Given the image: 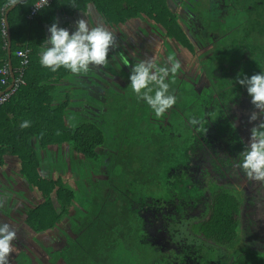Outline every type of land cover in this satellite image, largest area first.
I'll list each match as a JSON object with an SVG mask.
<instances>
[{
    "label": "trees",
    "instance_id": "obj_1",
    "mask_svg": "<svg viewBox=\"0 0 264 264\" xmlns=\"http://www.w3.org/2000/svg\"><path fill=\"white\" fill-rule=\"evenodd\" d=\"M35 1L21 0L7 14L12 68L19 64L16 51L30 48L31 55L24 86L0 106V168L6 159H13L19 176L38 197L25 214L24 223L29 230L45 234L58 228L72 209L76 195L70 178L51 175L50 149L68 146L91 170L82 177L78 169L75 171V181L84 191L83 202L90 215H84L79 225L72 226L75 237L69 246L48 249L46 264H182L183 253L162 252L152 244L139 211L145 207L157 213L175 206L183 217L184 210L203 203L208 204L207 214L193 225V231L205 242L227 250L228 264H264V252L238 247L242 194L215 182L205 185L198 171L191 168L194 162L203 161L205 169L220 173L222 178L245 177L236 162L247 143L241 130L249 131L256 123H247L248 115L255 109L245 89L233 87V83L239 72L250 76L264 71V0L249 5L236 0V12L242 18L240 33L231 36L227 32L228 44L222 46L219 42L220 46L207 53L194 80L174 77L170 91L177 96V104L167 112L164 123L152 120L151 110L142 101L117 99L106 103L119 125L117 132L108 133L89 119L66 117L68 103L53 97V83L57 84L67 71L62 68L52 73L39 64L38 54L45 40L43 24H51L48 18L52 20L56 12L72 16L93 4L107 26L118 27L146 16L189 53L194 52L191 43L177 26L166 0H56L29 20L27 16ZM6 2L0 0V67L8 62L3 24ZM200 74L205 82L197 90ZM189 117L201 119L203 127L189 125ZM24 120L30 122V127L21 129L19 125ZM97 149H104L113 157L102 156ZM91 174L103 176L98 181L101 196L84 187ZM119 197L126 204L127 217H117L116 223L110 224L103 210L106 205L117 203ZM251 200H256V196ZM166 226L164 223L163 228ZM23 264L29 261L24 260ZM200 264L208 262L202 258Z\"/></svg>",
    "mask_w": 264,
    "mask_h": 264
},
{
    "label": "flooded vegetation",
    "instance_id": "obj_2",
    "mask_svg": "<svg viewBox=\"0 0 264 264\" xmlns=\"http://www.w3.org/2000/svg\"><path fill=\"white\" fill-rule=\"evenodd\" d=\"M166 5L171 14L175 17L177 26L180 28L186 39L191 43L194 52L189 53L187 50L181 47L180 43L177 40L167 37L164 29L158 27L151 21L149 17L146 16L132 19L127 21L124 25L113 27L116 28L115 38L117 47L113 50V57L109 61V65L107 67L109 71H107V68L101 70L92 68L88 73L83 74L78 78L80 91L73 92L66 98L60 99L61 103H64L65 101L68 103L66 106V116H70L72 119H89L97 123V125L107 133L117 132V127L119 125L116 124V120L112 119L109 107L106 105V103L108 101H114L117 99H126L128 102H130L133 98H135V95L131 92L130 84L127 79L129 67L125 66L124 60L126 59L129 64H135L141 60L148 59H151L158 64L167 63L169 61V58L174 60V58L169 54L163 53L165 49L161 48V50H156L154 46H156L157 44V36L152 35L153 30H156L158 33L160 32V34H162V37L165 40L163 44L169 51H172L171 48L174 47L179 51L183 50L190 59L194 58L197 52L201 54L202 58L198 62V66L196 67L193 76L190 75L191 77L189 76V79H185L182 69L180 70V74L177 73L175 76L176 78H182L187 81L194 80L197 75L198 68L207 58V53L211 54L213 52L214 46H220L219 42H222V46H224V43L228 44L230 35L233 36L236 32L240 33L241 25H239V20H241L242 18L239 15V12H236V8L238 9L236 0H166ZM143 24H147L145 29H143V31L147 35V37H142L144 43L140 42V38L138 36L134 37V35H137L135 29L136 31H140L137 28H141ZM132 31L135 34L131 33ZM227 32H231V34L226 37ZM138 33L139 35H142L141 32ZM214 43L216 44L214 45ZM121 73H123L126 77H121ZM201 76L204 77L203 74H200L199 78ZM89 81L94 82V88ZM198 81L196 82L195 88L197 90H201L197 88ZM82 87L84 88L82 89ZM85 88H88L87 93H85ZM166 117L167 113L163 116V120L155 119L151 112V119L157 120V122L164 123L166 121ZM49 152L51 153H48V160L51 164V172L57 170L59 174L61 172L63 173V175H66L69 178V175H72L73 172V175H75V171L73 169L76 167L77 170L78 164L76 163L81 160V163L83 162V166H81L82 172L84 174L87 173L86 171H89L91 173V170H88V166L84 163L82 157L77 154H73L68 146H59L56 148H52ZM97 152L102 156H109L110 158L113 157L112 154H107L104 149H97ZM59 153L60 159L58 160L56 159V157ZM68 160H72L73 164L70 165L68 163ZM193 165L194 166L191 168H193L194 171H198V176L200 175L201 182H204L203 178L205 176L209 175V177H211L216 174L207 167L206 168L208 169V171H206L207 169H205V167L203 166V161H196L193 163ZM216 175L219 176L220 173H217ZM96 176H100L101 180L103 179V176L101 175ZM96 176L91 174L89 181L91 179L95 180V178H97ZM227 178L228 177H224L221 179L225 180ZM76 179L77 178L75 177V180ZM87 180L88 178L84 181V187L87 189H93L98 196H101V188L91 187L89 181ZM12 184L13 182L8 183L6 181L5 187L10 188L12 187ZM29 190L33 191L31 189ZM76 191L79 190L77 189ZM0 192V223L12 222L18 229L17 240L14 241V251L10 254L9 264H18L17 259L28 260L29 264H35L34 255L30 254H35L38 251L35 246V241L40 242V250L44 249L47 252V260L44 262V264H46L48 261V249L54 248L53 246L55 242H60V239L58 238L60 231L63 232V234H67V230L64 231L62 225L69 227L68 222L71 220V223H74L73 225H79L84 215H90V213L85 210L86 204L84 202H82V211L75 208V206L73 205L72 209L64 218L63 222L58 226V228L50 230L45 234H35L30 231L24 223L25 214L28 208L16 209L15 206L13 212H9L8 209H5V205L9 201V194L11 193L6 189L5 194H3L2 191ZM81 192L83 197L84 191L82 189ZM117 204H122L124 205V207L126 206V204H124V200L120 199V197L117 200ZM206 208H208V204L203 203V205H199L192 209H186L182 213L184 216L181 217V211H179V207L174 206L171 209L169 208L168 210L164 207L163 210L157 213H155V211L150 208L142 207L139 211V215L145 222V228L148 231L150 238L153 240L152 244L159 246L160 251L164 252L175 250V252L179 255L183 253L184 255L182 256V264H200L202 258H205L208 264H215L212 257H210L209 259L204 256H197L195 251L185 250L182 248V245L180 243H174L175 227L181 223V218L183 220H188L190 217H200L206 212ZM15 210H23L21 213V217L23 219L22 221L18 219V212L15 213ZM118 212L120 215H122L123 211L119 210ZM165 213H168L167 216H164ZM105 215H107L106 211ZM168 215H170V217H168ZM164 223L167 224L166 228H163ZM158 228L159 231H157ZM69 230H71L70 232H72L73 235L72 239H74L75 234L73 233L71 228H69ZM26 239H30L28 242L32 248L29 249L28 246L24 245L27 242ZM67 246H69V244H67L66 247Z\"/></svg>",
    "mask_w": 264,
    "mask_h": 264
},
{
    "label": "clouds",
    "instance_id": "obj_3",
    "mask_svg": "<svg viewBox=\"0 0 264 264\" xmlns=\"http://www.w3.org/2000/svg\"><path fill=\"white\" fill-rule=\"evenodd\" d=\"M21 0H7L3 10H8ZM45 5L48 0H43ZM48 36L42 41L39 51V64L42 68L56 73L60 69L79 77L92 68L106 69L114 50L116 38L113 32L103 26L92 27L87 18L75 22L74 30L53 23L48 27ZM123 59V57H122ZM128 82L131 92L138 102H143L151 110L155 119H160L177 104V96L170 91V84L181 70L179 60L169 58L164 64L151 59L129 64ZM239 85L245 89L250 104L255 109L248 115L249 137L236 162L246 178L264 183V71L252 75L237 73L233 87ZM188 124L203 127L201 119L189 117ZM235 127V125H233ZM19 127H30L27 120ZM18 229L12 222L0 223V264H9L10 254L14 251Z\"/></svg>",
    "mask_w": 264,
    "mask_h": 264
},
{
    "label": "rangeland",
    "instance_id": "obj_4",
    "mask_svg": "<svg viewBox=\"0 0 264 264\" xmlns=\"http://www.w3.org/2000/svg\"><path fill=\"white\" fill-rule=\"evenodd\" d=\"M256 0H241V3L243 5H249L252 2ZM215 15V14H214ZM240 19V18H238ZM147 24H143L141 28H137L140 31L135 32L137 35H134V37L138 36L140 39V42L144 43L143 36H146V33L143 31ZM138 32H141L142 35H139ZM135 34L133 31L131 32ZM152 35L157 36V44L156 50H161V48L165 49L164 54H169L171 57L174 58V60H179L181 64V69L184 72V78L189 79L191 76L194 75L196 67L198 66V62L201 60V54L199 52L196 53V56L192 59H190L186 53L181 50H177L175 47L171 48L172 51H169L164 46V38L162 37V34L160 32L158 33L156 30L152 31ZM155 41V40H154ZM170 49V48H169ZM158 52V51H157ZM200 54V55H199ZM180 74V71L178 72ZM191 75V76H190ZM180 76V75H179ZM190 76V77H189ZM121 77H126L123 73H121ZM128 79V78H127ZM205 78L201 76L198 81L197 88L202 89L204 86ZM56 86L59 85L58 83H53ZM58 93V90H54L52 92L53 97L55 98V94ZM80 94V93H79ZM67 117V116H66ZM159 120H163V117H161ZM248 123V122H247ZM241 134L244 137V139L247 141L249 137V131L248 130H241ZM51 154V153H50ZM64 154V150H63ZM44 157V156H43ZM50 157V156H49ZM56 159H60V153L57 155ZM68 163L70 165L73 164L72 160H68ZM83 163V162H82ZM81 163V160L77 162V169L79 171L78 175L82 177L83 172L81 171L83 164ZM64 168V167H63ZM76 171V167L73 169ZM89 170V169H88ZM58 171L55 170L52 172V176H62L65 180L68 179V176L63 175V173L60 172L58 175ZM75 175H69L70 178V184L72 190L76 191L77 189L79 191H76V195H73V205L75 208L80 209L82 208V192L79 186L77 185L75 181ZM97 178L91 179L89 181V184L93 188H98L99 184L97 181L101 180L100 176H96ZM222 177L219 175L217 176L214 174L213 176L209 177L205 176L203 178L204 184L206 185L207 182H215L216 184H219L221 186L227 187V188H236L244 197V204L243 209L241 213V242L238 247L247 246L255 251L264 252V183L257 182L247 179L244 176H237V178H228V180H222ZM6 181L8 183L13 182L12 187H5ZM22 184V185H21ZM5 189L9 190L11 194L9 201L5 205V209H8L9 212H13V210L19 208H29L31 207V204L37 203V193L35 191H30L27 187L26 183L21 179L18 173V167L17 164L14 162L13 159L8 158L6 159V163L0 168V191H2L3 194H5ZM258 190V193H256ZM30 193H29V192ZM1 193V192H0ZM256 196V200H251V197ZM82 197V198H81ZM34 198V199H32ZM1 205V204H0ZM207 206V205H206ZM206 212L200 216V217H190L188 220H181V223L175 227L174 231V243H180L182 245V248L185 250L195 251L197 256H204L210 259L212 257L215 264H228L229 263V256H227L228 251L222 250L218 248L217 246H214L212 244H209L207 242H204L202 239H200L197 234L193 231V225L197 223L199 220H201L205 215ZM123 211L122 215H119L118 211ZM23 211V210H22ZM22 211L15 210V213L18 212V219L22 221ZM82 211V210H81ZM105 211L107 215L106 217L109 218L111 221L110 224L116 223V219L118 218H124L127 217V214L124 210V205L115 203L113 206H106L103 210V213L105 214ZM14 213V217H15ZM111 213V214H108ZM113 220V221H112ZM72 221V220H71ZM71 221L68 222L69 227L62 225V228L64 231L67 230V234H63V232L60 231L58 238L60 239V242H55L54 248H65L67 244L71 241L73 238L71 230L72 225L74 223H71ZM65 227V228H64ZM30 239H26V243L24 245L28 246V248H32L29 244ZM33 241V240H32ZM36 249L38 250L35 254L30 253L31 255H34V261L35 264H44V262L47 260V252L43 249L40 250V242L35 241ZM165 247V246H163ZM21 264H23L24 260H18Z\"/></svg>",
    "mask_w": 264,
    "mask_h": 264
},
{
    "label": "crops",
    "instance_id": "obj_5",
    "mask_svg": "<svg viewBox=\"0 0 264 264\" xmlns=\"http://www.w3.org/2000/svg\"><path fill=\"white\" fill-rule=\"evenodd\" d=\"M81 18H87L89 24L92 27L103 26L107 30L113 32L114 35L116 33V28L107 26L104 23L103 18L98 14V12L96 11V8L93 4L88 5L86 7L85 11L76 12L72 16H68L66 14L56 12V14L53 16L52 20L50 18H48V20L51 22V24L58 23V25L60 27L67 28L71 31V30H74L75 22ZM51 24L48 23V21L43 24V28H44V32H45V39L48 36L47 30ZM6 48H7V41H6ZM38 57H39V54H38ZM110 57L111 58L113 57V50L110 52ZM5 65H8V62ZM107 71H109L108 68H107ZM79 77L73 76L70 72H67V74L61 80H59V82H58L59 85L55 86V90H58V93L55 94L56 95L55 98H57V100L60 101L61 98H66L71 93L80 91V89H79L80 87L78 84V78ZM89 82L93 86L94 82L93 81H89ZM83 88L84 87H82V89ZM93 88H94V86H93ZM87 89L88 88L84 89L85 93H87Z\"/></svg>",
    "mask_w": 264,
    "mask_h": 264
},
{
    "label": "built area",
    "instance_id": "obj_6",
    "mask_svg": "<svg viewBox=\"0 0 264 264\" xmlns=\"http://www.w3.org/2000/svg\"><path fill=\"white\" fill-rule=\"evenodd\" d=\"M56 0H48V4L45 5L43 0H36L30 7L27 18L32 20L38 12L42 9L49 7ZM6 33V32H5ZM31 55V49L25 48L15 52V57L19 59L18 66L13 69L14 81L11 84V70L8 65L0 67V85L3 89H0V106L7 102L9 98L15 94L19 87L24 86V75L26 67L29 64V57Z\"/></svg>",
    "mask_w": 264,
    "mask_h": 264
},
{
    "label": "water",
    "instance_id": "obj_7",
    "mask_svg": "<svg viewBox=\"0 0 264 264\" xmlns=\"http://www.w3.org/2000/svg\"><path fill=\"white\" fill-rule=\"evenodd\" d=\"M12 8V7H11ZM11 8H9L6 12H5V15H4V19H3V24H4V27H5V32H6V41H7V57H8V67L9 69L11 70V84L13 83L14 81V75L12 73V66H11V61H10V57H11V49H10V30H9V26H8V22H7V14L9 13V11L11 10Z\"/></svg>",
    "mask_w": 264,
    "mask_h": 264
}]
</instances>
